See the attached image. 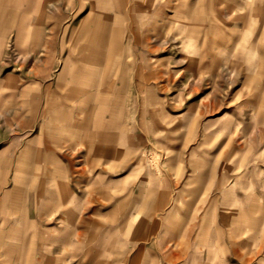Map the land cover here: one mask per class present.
<instances>
[{"label":"rangeland","instance_id":"1","mask_svg":"<svg viewBox=\"0 0 264 264\" xmlns=\"http://www.w3.org/2000/svg\"><path fill=\"white\" fill-rule=\"evenodd\" d=\"M220 1L208 34L197 0H0V191L8 201L14 187L46 183L21 167L23 145L54 146L70 115L86 116L92 129L118 137L124 155L113 179L133 170L137 184L145 174L190 187L199 166L237 180L247 202L230 210L232 262L247 252L264 264V0ZM134 5L151 15L131 24ZM206 35L216 56L200 68L194 46ZM209 122L246 137L232 143L248 150L245 161L236 151L230 165L215 161Z\"/></svg>","mask_w":264,"mask_h":264},{"label":"crops","instance_id":"2","mask_svg":"<svg viewBox=\"0 0 264 264\" xmlns=\"http://www.w3.org/2000/svg\"><path fill=\"white\" fill-rule=\"evenodd\" d=\"M220 2H196L198 25L207 27L208 34L210 28L214 31L211 16ZM147 15L151 14L136 5L128 14L131 24ZM209 37H200L194 46L200 68L216 56L215 37ZM232 48L231 57L238 46ZM66 123L69 126L54 146L31 140L17 154L21 167H31L29 174L45 177L46 183L42 190L31 183L14 187L11 193L17 195L10 196V202L0 191V264H233L230 210L244 209L242 202H247V196L243 200L237 194V180L218 170L200 174L199 166L190 187H168L167 177L145 174L137 184L133 170L113 179L124 155L118 137H105L102 128L92 129L86 116L70 115ZM208 124L217 142L215 161L227 159L230 165L235 151L241 154L239 162L247 159L242 144L235 143L232 149L237 139L246 140L235 137L232 124ZM36 167L43 173L36 174ZM173 193L191 194L192 199L177 202ZM212 193L217 195L210 197ZM152 195L160 200L152 201ZM246 226V218L241 219L240 235ZM247 255L240 254L238 264H259L247 261Z\"/></svg>","mask_w":264,"mask_h":264}]
</instances>
